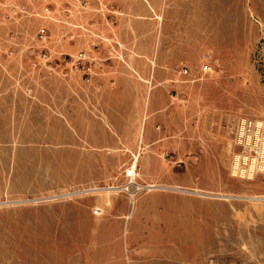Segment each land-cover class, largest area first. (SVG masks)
Segmentation results:
<instances>
[{
    "label": "rangeland",
    "instance_id": "374dc122",
    "mask_svg": "<svg viewBox=\"0 0 264 264\" xmlns=\"http://www.w3.org/2000/svg\"><path fill=\"white\" fill-rule=\"evenodd\" d=\"M241 118L264 0H0V264H264Z\"/></svg>",
    "mask_w": 264,
    "mask_h": 264
},
{
    "label": "bare ground",
    "instance_id": "6f19581e",
    "mask_svg": "<svg viewBox=\"0 0 264 264\" xmlns=\"http://www.w3.org/2000/svg\"><path fill=\"white\" fill-rule=\"evenodd\" d=\"M236 126L237 145H235V137H233L234 144L231 157L233 156L234 152L237 151L238 153L233 156V159L231 160L229 165L231 176L249 182L255 181L260 176L264 179V120L241 118L239 122H237ZM139 158L140 157L136 156L132 163L131 179L127 187L124 188V191L126 190L130 192L129 188H131V186H135L139 191H141L142 189L150 190L153 188H161L160 185L143 186L136 182V178L139 176ZM162 188L175 189L177 191L188 192L202 197L207 196L227 200L233 197H230L229 195L225 194H215L212 192H203L199 190L191 191L180 187L165 186ZM110 189L117 190L120 188ZM130 194H132V197H135L137 193L131 192ZM237 197L255 202L264 201V195H249Z\"/></svg>",
    "mask_w": 264,
    "mask_h": 264
},
{
    "label": "crops",
    "instance_id": "0c3cea01",
    "mask_svg": "<svg viewBox=\"0 0 264 264\" xmlns=\"http://www.w3.org/2000/svg\"><path fill=\"white\" fill-rule=\"evenodd\" d=\"M145 208V207H144ZM143 208V209H144ZM180 208H183V211L184 212H187V213H189V212H192L193 211V209H191V210H189V208H187V205L186 206H184V207H180ZM180 208H178L179 210H180ZM199 212H201V211H204V210H202V208L200 209V210H198Z\"/></svg>",
    "mask_w": 264,
    "mask_h": 264
}]
</instances>
